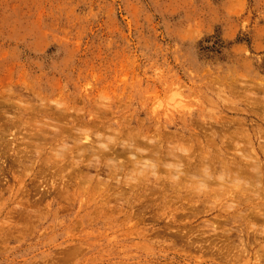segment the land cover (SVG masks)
Here are the masks:
<instances>
[{
  "label": "rangeland",
  "instance_id": "374dc122",
  "mask_svg": "<svg viewBox=\"0 0 264 264\" xmlns=\"http://www.w3.org/2000/svg\"><path fill=\"white\" fill-rule=\"evenodd\" d=\"M263 107L264 0H0V264H264Z\"/></svg>",
  "mask_w": 264,
  "mask_h": 264
},
{
  "label": "bare ground",
  "instance_id": "6f19581e",
  "mask_svg": "<svg viewBox=\"0 0 264 264\" xmlns=\"http://www.w3.org/2000/svg\"><path fill=\"white\" fill-rule=\"evenodd\" d=\"M253 102V101H252ZM261 103V102H260ZM260 105V104H259ZM262 107V106H261ZM264 108V107H263ZM239 129V128H238ZM226 130V129H225ZM228 130V129H227ZM222 131H223V129H222ZM62 134V133H61ZM224 133H222V135H223ZM240 135V133H238V134H234V136L231 138V142L233 143H236L235 142V139H238V136ZM224 136V135H223ZM225 137V136H224ZM230 137V136H229ZM221 138V137H220ZM223 138V137H222ZM226 138V137H225ZM224 138V139H225ZM222 140V139H221ZM230 140V139H229ZM225 143V142H224ZM223 142H222V145L224 144ZM226 144V143H225ZM218 146V145H217ZM227 146V145H226ZM238 145L236 144L235 145V147H237ZM81 147V146H80ZM223 147V146H222ZM221 147V148H222ZM225 147V146H224ZM77 149H78V147H77ZM135 149V148H134ZM225 149V148H224ZM227 149V148H226ZM218 151V150H217ZM223 151V150H222ZM131 152V151H130ZM135 152V151H134ZM101 153V152H100ZM133 153V152H132ZM107 154V153H106ZM173 154V153H172ZM99 155V154H98ZM103 155H105V154H103ZM114 155V154H113ZM169 155V154H168ZM177 155V154H176ZM101 157V156H100ZM105 157H107L108 158V156L107 155H105ZM110 157V159H111V156H109ZM115 157V156H114ZM83 158V157H82ZM106 158V159H107ZM256 158V157H255ZM90 159V158H89ZM88 159V160H89ZM155 159H157V157L155 158ZM187 159V158H186ZM249 159V158H248ZM254 159V158H253ZM104 160V159H103ZM250 160V159H249ZM23 161V160H22ZM73 161V160H72ZM83 161V160H82ZM102 161V160H101ZM105 161V160H104ZM257 161V163L256 162H249L248 160H245V159H243V160H241L240 159V161L239 162H232L231 163V165H233L234 167H232L233 169H230L229 167H227L226 166V163H224V165H223V168H222V170L220 171V173L222 172V176H223V178L224 177H228V175L230 176V184H231V182H233V183H235L234 185H241V183H240V181H241V179H243L244 180V182H243V187L244 186H246V187H251V188H253L251 191L253 192V190H258V192H257V190L255 191V192H251L250 191V193H249V191H248V189H249V187L247 188V190H245L246 191V193H244V191H242V193H244V195L245 194H254V196H258L257 197V200H258V198H260L259 200H261L262 199V192H261V194H260V192H259V190H260V186H261V189L262 190H264V171H263V169H262V166H259L260 165V161H258V159L256 160ZM86 162H88V161H86ZM156 162H157V160H156ZM85 163V162H84ZM104 163V162H103ZM229 165V164H228ZM113 168V167H112ZM149 168H154V166H149ZM212 167L210 166V167H207V169H206V176L207 175H213L214 174V172L215 171H212V170H210ZM264 168V167H263ZM217 170V169H216ZM257 170V171H256ZM260 170V171H259ZM200 174V173H199ZM215 175H216V173H215ZM202 178V177H201ZM227 179V178H226ZM207 180V179H206ZM225 180V179H224ZM242 180V181H243ZM224 182H226V181H224ZM228 182V181H227ZM226 182V183H227ZM237 183V184H236ZM239 183V184H238ZM233 186V185H232ZM236 187V186H235ZM244 189H246L245 187H244ZM243 189V190H244ZM250 190V189H249ZM248 191V192H247ZM261 191V190H260ZM257 194V195H256ZM248 195V196H249ZM261 195V196H260ZM253 196V195H252ZM252 196L250 195V197L252 198ZM253 196V199H251V201L253 200H256V198ZM255 198V199H254ZM264 198V197H263ZM246 199H248V200H246V202L247 201H249L250 202V200H249V197H247ZM244 202H245V200L244 199H242ZM263 200V199H262ZM243 202V203H244ZM251 203V202H250ZM249 204V203H248ZM254 204V203H253ZM250 205V204H249ZM258 206V205H257ZM256 206V209H258V207L260 206H258L257 207ZM263 206V205H262ZM261 206V207H262ZM260 207V208H261ZM232 208V207H231ZM234 208V207H233ZM249 208H252V207H249ZM263 209H264V207H263ZM262 209V210H263ZM250 210V209H249ZM261 210V209H260ZM262 210H261V212H262ZM259 211V210H258ZM264 211V210H263ZM250 212V211H249ZM253 212V211H252ZM256 213V216H255V218L256 217H259L257 220H263L264 221V219H262L263 217H261L260 218V215L259 216H257V214H258V212H255ZM264 212H262V214H263ZM252 215V214H251ZM253 215H255L254 214V212H253ZM246 219V218H245ZM263 221H260L261 223H264ZM251 225V224H250ZM262 225H264V224H262ZM247 227V226H246ZM212 228H213V226H212ZM262 231L263 230H261V233H262ZM247 234V233H246Z\"/></svg>",
  "mask_w": 264,
  "mask_h": 264
}]
</instances>
